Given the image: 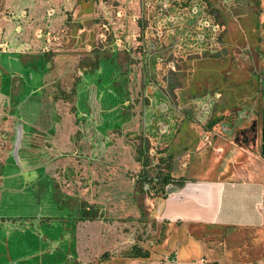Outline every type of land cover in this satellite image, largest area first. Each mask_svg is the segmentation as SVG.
Listing matches in <instances>:
<instances>
[{
    "label": "flooded vegetation",
    "instance_id": "af4514ba",
    "mask_svg": "<svg viewBox=\"0 0 264 264\" xmlns=\"http://www.w3.org/2000/svg\"><path fill=\"white\" fill-rule=\"evenodd\" d=\"M225 2L0 0V264L131 255L142 197L151 190L160 214L167 190L189 178L185 130L211 146L258 115L226 93L232 60L248 63L236 2ZM234 29L239 38L225 41ZM186 59L222 66L188 93ZM119 202L129 214L110 207Z\"/></svg>",
    "mask_w": 264,
    "mask_h": 264
},
{
    "label": "rangeland",
    "instance_id": "374dc122",
    "mask_svg": "<svg viewBox=\"0 0 264 264\" xmlns=\"http://www.w3.org/2000/svg\"><path fill=\"white\" fill-rule=\"evenodd\" d=\"M215 1L217 2V4H215L216 6H219L218 4L222 5L224 3L226 5V3H228L225 2V0ZM238 1L239 0H235L237 9L231 8L233 12L232 22L234 23V28H237V25L240 24H243L245 28V35H243L242 38L247 46L245 54L247 55L246 62L248 66H243L244 68L241 69L236 65V61L232 60L231 77L237 82L233 83L234 87L231 90H227L226 93L229 95L231 93L232 96L237 94L241 95L240 99L248 101V111L255 112L256 114L258 113V115L252 114L251 119L246 124H243L242 127L238 128L240 132H237V136L229 140H225V138L223 139L220 136L214 139L211 146H201L198 135L188 127V129L185 130L186 132L183 140V154L186 158L184 165L186 163V165L190 167L188 168L189 177H203V175L210 171H215V173L219 174L220 170L223 168L228 169V175H231L236 171L235 169H242L259 161L256 145L259 127L264 118V84L261 83V79L259 83L252 81L250 76L256 74L251 73V66L254 67L253 72H256L257 67L260 71H264V0ZM220 8L222 7L220 6ZM240 8L242 11L239 10ZM236 10L239 11L237 12ZM217 19L218 23H223L221 17ZM225 28L221 27V31ZM221 36H219V34L217 35L218 38ZM238 38L239 36L236 34L235 29L229 37L226 38L225 35V41L229 43L236 42ZM225 41L221 42V47L225 45ZM258 52V57H253L256 56ZM184 63V70L189 72L186 73L185 78V89L188 93L194 86V89H199L200 86L203 87L208 84L209 78L207 77H210L211 71H213V69L219 70V67L222 66V62L220 61H214L213 63L201 61L197 65L195 62L187 61L186 59ZM196 68L199 73L193 75V70ZM180 70L181 67H178L177 71L179 72ZM213 80L217 82L216 79ZM237 102H240V100H237ZM237 104L238 103L233 100L231 105L218 109L217 115L219 116L222 114L227 108L232 107L235 109ZM191 126L193 125H190V127ZM199 159L200 162H198ZM124 179L125 178H119V181L116 180L114 186H118L121 190L128 191V182ZM75 186L78 195L83 197L79 184H75ZM115 187H112V189ZM109 193L107 194V192H104L107 198L110 197ZM126 194H128V192ZM125 197L128 196H124V198ZM119 203L121 204L122 202ZM124 204L125 203H122L120 206H116L117 204L114 203L111 204L110 207H117L121 213L124 212V214H129L130 209H127ZM135 213L137 215L135 227L136 245L144 251H150L151 248L163 244L166 239L167 227L159 219L156 195L152 193L151 190L147 193V196L142 197L141 203L137 205ZM105 230L107 233L110 232V228H106ZM235 233L238 240H242L244 243H248L251 246L258 245L259 247H255L256 249H251L250 247L249 251H242L243 254L241 255L243 256L241 257L238 254V249L234 250V260H264V233L260 229L241 230ZM128 259V253H118L116 258L113 259L114 261H112V264H120L122 261Z\"/></svg>",
    "mask_w": 264,
    "mask_h": 264
},
{
    "label": "crops",
    "instance_id": "0c3cea01",
    "mask_svg": "<svg viewBox=\"0 0 264 264\" xmlns=\"http://www.w3.org/2000/svg\"><path fill=\"white\" fill-rule=\"evenodd\" d=\"M259 161L228 175L210 171L186 178L179 191L166 195L159 219L167 227L163 244L148 258H129L120 264H264V260H234V250L256 249L238 240L236 231L264 233V118L257 138Z\"/></svg>",
    "mask_w": 264,
    "mask_h": 264
},
{
    "label": "trees",
    "instance_id": "16d2710c",
    "mask_svg": "<svg viewBox=\"0 0 264 264\" xmlns=\"http://www.w3.org/2000/svg\"><path fill=\"white\" fill-rule=\"evenodd\" d=\"M150 255L149 251H144L142 248H136L129 258H148Z\"/></svg>",
    "mask_w": 264,
    "mask_h": 264
},
{
    "label": "water",
    "instance_id": "95a60500",
    "mask_svg": "<svg viewBox=\"0 0 264 264\" xmlns=\"http://www.w3.org/2000/svg\"><path fill=\"white\" fill-rule=\"evenodd\" d=\"M179 191V189L178 188H175V189H173V190H167V192H166V194H167V196L168 195H171V194H173V193H176V192H178Z\"/></svg>",
    "mask_w": 264,
    "mask_h": 264
},
{
    "label": "built area",
    "instance_id": "2783aa9c",
    "mask_svg": "<svg viewBox=\"0 0 264 264\" xmlns=\"http://www.w3.org/2000/svg\"><path fill=\"white\" fill-rule=\"evenodd\" d=\"M260 211L264 214V201L259 205Z\"/></svg>",
    "mask_w": 264,
    "mask_h": 264
}]
</instances>
